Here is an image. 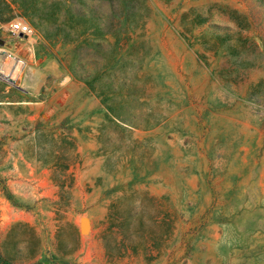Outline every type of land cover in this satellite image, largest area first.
Instances as JSON below:
<instances>
[{
	"label": "rangeland",
	"instance_id": "obj_1",
	"mask_svg": "<svg viewBox=\"0 0 264 264\" xmlns=\"http://www.w3.org/2000/svg\"><path fill=\"white\" fill-rule=\"evenodd\" d=\"M3 67V258L264 264V0H0Z\"/></svg>",
	"mask_w": 264,
	"mask_h": 264
},
{
	"label": "built area",
	"instance_id": "obj_2",
	"mask_svg": "<svg viewBox=\"0 0 264 264\" xmlns=\"http://www.w3.org/2000/svg\"><path fill=\"white\" fill-rule=\"evenodd\" d=\"M5 31L11 36L24 37L31 40L35 35L32 26L25 19L19 17L10 20L6 24Z\"/></svg>",
	"mask_w": 264,
	"mask_h": 264
},
{
	"label": "bare ground",
	"instance_id": "obj_3",
	"mask_svg": "<svg viewBox=\"0 0 264 264\" xmlns=\"http://www.w3.org/2000/svg\"><path fill=\"white\" fill-rule=\"evenodd\" d=\"M5 64V63H4ZM17 64V63H16ZM9 66V65H8ZM7 67V66H6ZM6 67H3V68H0V76L5 78V79H8L10 82H14L13 79H15L17 76H16V69L18 68V65H15V68L13 71H11L10 69L6 68ZM11 68V67H10ZM10 70V71H9ZM18 71V70H17ZM5 75V76H3ZM11 76L12 78H9V77H6V76Z\"/></svg>",
	"mask_w": 264,
	"mask_h": 264
},
{
	"label": "trees",
	"instance_id": "obj_4",
	"mask_svg": "<svg viewBox=\"0 0 264 264\" xmlns=\"http://www.w3.org/2000/svg\"><path fill=\"white\" fill-rule=\"evenodd\" d=\"M0 264H14V263H11L7 259L3 258L0 253Z\"/></svg>",
	"mask_w": 264,
	"mask_h": 264
},
{
	"label": "water",
	"instance_id": "obj_5",
	"mask_svg": "<svg viewBox=\"0 0 264 264\" xmlns=\"http://www.w3.org/2000/svg\"><path fill=\"white\" fill-rule=\"evenodd\" d=\"M0 78H3V77L0 76ZM3 79L9 81L8 79H5V78H3ZM81 231H83V232L86 231V225H85L84 221H82V223H81Z\"/></svg>",
	"mask_w": 264,
	"mask_h": 264
}]
</instances>
